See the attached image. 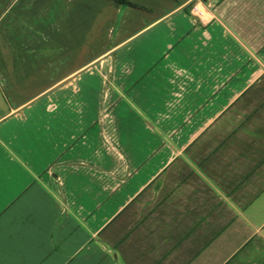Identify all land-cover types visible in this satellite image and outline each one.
Masks as SVG:
<instances>
[{"label":"crops","instance_id":"crops-1","mask_svg":"<svg viewBox=\"0 0 264 264\" xmlns=\"http://www.w3.org/2000/svg\"><path fill=\"white\" fill-rule=\"evenodd\" d=\"M0 0V264H264V0Z\"/></svg>","mask_w":264,"mask_h":264},{"label":"trees","instance_id":"trees-1","mask_svg":"<svg viewBox=\"0 0 264 264\" xmlns=\"http://www.w3.org/2000/svg\"><path fill=\"white\" fill-rule=\"evenodd\" d=\"M116 1H123V2L128 3V4H132L129 0H116Z\"/></svg>","mask_w":264,"mask_h":264}]
</instances>
